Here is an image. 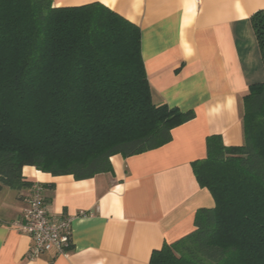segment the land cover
<instances>
[{
    "label": "trees",
    "instance_id": "1",
    "mask_svg": "<svg viewBox=\"0 0 264 264\" xmlns=\"http://www.w3.org/2000/svg\"><path fill=\"white\" fill-rule=\"evenodd\" d=\"M264 67V10L250 19ZM240 146L206 139L192 171L214 205L149 264H264V82L243 97ZM192 110L154 104L137 25L91 3L0 0V190L32 187L33 167L85 180L110 159L158 149Z\"/></svg>",
    "mask_w": 264,
    "mask_h": 264
},
{
    "label": "crops",
    "instance_id": "2",
    "mask_svg": "<svg viewBox=\"0 0 264 264\" xmlns=\"http://www.w3.org/2000/svg\"><path fill=\"white\" fill-rule=\"evenodd\" d=\"M99 3L138 26L141 55L154 104L192 110L166 145L131 157H111L112 172L85 180L24 167L43 187L50 214L68 219L71 247L30 259L29 236L14 228L31 188L0 190V264H149L153 251L194 230L209 191L192 171L206 157V139L240 146L243 97L264 82L250 19L264 0H52L54 7Z\"/></svg>",
    "mask_w": 264,
    "mask_h": 264
},
{
    "label": "built area",
    "instance_id": "3",
    "mask_svg": "<svg viewBox=\"0 0 264 264\" xmlns=\"http://www.w3.org/2000/svg\"><path fill=\"white\" fill-rule=\"evenodd\" d=\"M14 228L31 238L30 259L47 252L65 255L72 244L70 220L52 217L43 196V187L38 183L32 185L28 206L14 222Z\"/></svg>",
    "mask_w": 264,
    "mask_h": 264
}]
</instances>
